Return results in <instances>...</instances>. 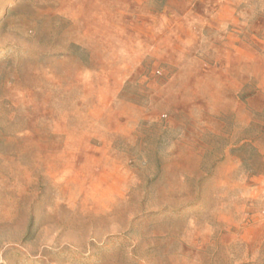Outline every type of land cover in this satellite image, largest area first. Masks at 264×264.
Segmentation results:
<instances>
[{"label":"rangeland","instance_id":"obj_1","mask_svg":"<svg viewBox=\"0 0 264 264\" xmlns=\"http://www.w3.org/2000/svg\"><path fill=\"white\" fill-rule=\"evenodd\" d=\"M0 264H264V0H0Z\"/></svg>","mask_w":264,"mask_h":264}]
</instances>
